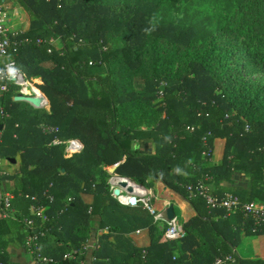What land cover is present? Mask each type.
Listing matches in <instances>:
<instances>
[{"label": "trees", "instance_id": "1", "mask_svg": "<svg viewBox=\"0 0 264 264\" xmlns=\"http://www.w3.org/2000/svg\"><path fill=\"white\" fill-rule=\"evenodd\" d=\"M16 1L29 26L11 37L7 60L40 78L49 107L22 108L13 87L1 95L0 124H6L0 154L20 164L1 179L15 197L42 207L31 228L19 217L25 238L37 235L38 252L78 264V257L62 258L65 246L49 247L44 237L60 233L81 249L98 223L138 264H212L225 255L232 260L222 264H264L236 249L241 232L262 233L264 223L209 210L185 189L198 179L218 181L243 171L249 193L230 192L264 203V85L258 89L242 73H264V0L227 2L219 34L170 21L154 24L162 0ZM239 36L249 42L246 49ZM55 137L78 138L83 149L65 156ZM215 138L225 141L218 165L209 161ZM116 163L117 173L146 186L148 178L160 179L186 196L196 214L182 221L183 237L166 240L147 210L110 197L102 167ZM89 192L92 201L84 202L80 193ZM141 226L152 235L144 248L122 234ZM100 243L95 253L110 250ZM0 261L12 264L1 249ZM109 264L118 262L111 257Z\"/></svg>", "mask_w": 264, "mask_h": 264}, {"label": "crops", "instance_id": "2", "mask_svg": "<svg viewBox=\"0 0 264 264\" xmlns=\"http://www.w3.org/2000/svg\"><path fill=\"white\" fill-rule=\"evenodd\" d=\"M0 3H2L7 10V24L9 25L10 29L14 33L25 31L29 26V18L26 11L19 6L18 2L16 0H0ZM55 44L58 45V41H55ZM35 79L38 80V82L41 81L40 78ZM13 96V99L15 100L16 94H14ZM15 101H18L20 103L24 102L19 100ZM24 103H26L27 105H21L22 108H26V106L31 107L29 103ZM1 124L5 125L6 121H2ZM224 143L225 141L223 138H215L213 140L211 156L209 157V161L211 164L218 165L221 162L223 157ZM143 148L148 149L146 145H144ZM64 155L67 156L65 152ZM19 167L20 164L15 160V158H11L9 161L4 160L2 163V176L17 173ZM112 167L113 166L102 167L106 172V179L109 173L112 172ZM1 178L2 177H0V204L1 192L5 190V182ZM206 180L211 190L217 194L224 191H236L240 193H242V191H245L246 193H249L250 182L248 174L244 173L243 171L234 172L229 179H222L217 181L215 179H211L210 177H206ZM146 181L148 182V187H150L153 192L154 205L157 210H161L166 206L168 207L169 205H172L175 215L176 208L180 212L182 217V220L180 221H185L196 214V211L194 210L193 206L188 201L186 196L167 187L160 179H154L152 180V183L151 178H148ZM72 197L73 196L68 197L67 200L70 201ZM80 197L84 202H91L93 195L90 192L80 193ZM32 205L33 204L28 203L26 200L20 197H14V216H0V249L3 251L4 257L12 264H68L66 262L59 263L57 258L55 259L51 256L50 257L53 258L52 262L37 261L36 259H34L29 248L25 245L26 229L21 224L22 222L19 221V217H34L35 215ZM217 218V215L212 216L213 220H217ZM230 218L233 220V222H236L239 219L237 215H231ZM95 222L98 221L96 220ZM155 225L157 226L159 233H161V225ZM136 229L141 230L139 233H136ZM136 229L125 232L121 231L124 239L130 242L133 246L139 248L147 247L152 240L150 230L147 226H141ZM104 231H108V227H101L98 225V223H92L88 243H86L88 245L87 248L81 247L80 249L74 247L71 240L66 239L67 237H62L60 233L56 234L54 232H47L46 237H44V244L49 245V247L60 245L65 246L66 251L78 250L79 252L75 255V258L78 257L79 259L78 264H109L111 257H114L118 264H124V262H127V264H138V261L133 260L132 258L124 257L127 251L123 250L125 244H122V241H118L113 237L107 238L105 235H103ZM240 235V242L236 246V249L241 256L250 258H264V232L259 234H244L243 232H241ZM100 242H102V247L106 246L110 250L106 251L105 253L101 251L100 253H95L96 251L94 250L100 247ZM93 244H97V248L92 247ZM80 250L82 251L80 252ZM175 254L178 255L179 252L176 251Z\"/></svg>", "mask_w": 264, "mask_h": 264}, {"label": "built area", "instance_id": "3", "mask_svg": "<svg viewBox=\"0 0 264 264\" xmlns=\"http://www.w3.org/2000/svg\"><path fill=\"white\" fill-rule=\"evenodd\" d=\"M7 23V10L0 3V97L4 92L9 91L13 87L16 95L20 94L34 97L40 107L48 108L49 99L39 87V82L35 78L28 77L13 60H7L11 37L16 34L10 29ZM53 40V38L49 39L51 43ZM9 69H14V74L10 75ZM0 114H3L2 109H0ZM43 129L50 130L52 128L43 126ZM190 129L192 128L190 127ZM3 130L4 125L0 124V143L2 142ZM52 141L54 144H64V152L67 156L80 152L83 149V143L78 138L71 137L62 140L55 137ZM3 161L4 157L0 154V177L2 175ZM106 183L110 197L119 204L130 207H141L147 210L153 217V223L161 225L162 235L166 240H178L185 235L182 221L176 215L170 219L167 217V206L161 210H156L154 207L153 192L150 187L116 171L109 173ZM185 189L189 199H203L209 210L221 209L225 212V215L241 213L245 219L252 220L256 226L264 223V203L255 200L243 201L238 195L230 191H224L219 194L214 193L206 182V178L198 179L193 183H187ZM14 197V194L10 191L3 190L1 192L0 216L5 217L13 214ZM31 198L34 199L35 197L31 196ZM32 206L34 215L36 217L42 216V207L35 204ZM23 222L28 228L33 227L35 223L33 217H24ZM254 229L255 227L252 228L253 231H255ZM140 230L136 229L135 232L139 233ZM25 244L37 261H53V258L38 252L36 234H28L25 238ZM87 246V244L84 245L86 248ZM92 247L97 248V244H93ZM78 252V250L66 251L62 258L67 260L73 259ZM146 254V249H143L142 257L144 258ZM229 260H232L231 257L225 255L223 257H217L212 264H222ZM0 264L6 263L0 261Z\"/></svg>", "mask_w": 264, "mask_h": 264}, {"label": "rangeland", "instance_id": "4", "mask_svg": "<svg viewBox=\"0 0 264 264\" xmlns=\"http://www.w3.org/2000/svg\"><path fill=\"white\" fill-rule=\"evenodd\" d=\"M230 1L232 0H162V5L157 13L154 14L152 20L154 24L170 21L184 26L192 25L197 29V32L203 29L219 34L218 29H220V26L224 23L221 17L226 14V10L223 7ZM222 36L227 38L226 35ZM238 40L239 44L246 49L249 44L246 38L239 36ZM251 43L253 45L255 44L254 41ZM232 45L235 44L232 42ZM242 73L244 79L251 80L258 89L264 85V73L254 72L246 68L242 70ZM39 83H41V81ZM19 104L27 105L24 102ZM152 182L151 180V183ZM175 211L178 219L182 220L181 214L177 208Z\"/></svg>", "mask_w": 264, "mask_h": 264}, {"label": "water", "instance_id": "5", "mask_svg": "<svg viewBox=\"0 0 264 264\" xmlns=\"http://www.w3.org/2000/svg\"><path fill=\"white\" fill-rule=\"evenodd\" d=\"M15 100L27 102V103H29L30 105H32L33 107H36V108L40 107V105L38 104L36 98H34V97L23 96V95L18 94V95L15 96ZM117 164L118 163H116V165L115 164L112 165L113 166L112 169H111L112 172L115 170ZM166 214H167V217L169 219L172 218L175 215L174 214V211H173V206L172 205H169L167 207Z\"/></svg>", "mask_w": 264, "mask_h": 264}, {"label": "clouds", "instance_id": "6", "mask_svg": "<svg viewBox=\"0 0 264 264\" xmlns=\"http://www.w3.org/2000/svg\"><path fill=\"white\" fill-rule=\"evenodd\" d=\"M14 69H9V74L11 75V74H14Z\"/></svg>", "mask_w": 264, "mask_h": 264}]
</instances>
